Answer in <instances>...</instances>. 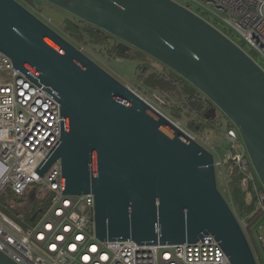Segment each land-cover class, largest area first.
<instances>
[{"label":"water","instance_id":"water-1","mask_svg":"<svg viewBox=\"0 0 264 264\" xmlns=\"http://www.w3.org/2000/svg\"><path fill=\"white\" fill-rule=\"evenodd\" d=\"M44 1L199 90L208 113L220 110L238 130L264 187V70L230 38L170 0ZM0 53L58 92L65 128L40 173L61 160L64 194L94 196L100 241L192 245L212 235L231 264H258L211 153L15 0H0ZM0 264L16 263L0 253Z\"/></svg>","mask_w":264,"mask_h":264},{"label":"built area","instance_id":"built-area-1","mask_svg":"<svg viewBox=\"0 0 264 264\" xmlns=\"http://www.w3.org/2000/svg\"><path fill=\"white\" fill-rule=\"evenodd\" d=\"M15 1L29 11L32 8L24 0ZM170 1L214 28L222 26L233 33L252 54L264 61V0ZM195 6H198L196 11ZM74 47L87 56L84 46ZM34 79L37 77L33 74L30 77L20 74L12 60L0 53V197L9 190L22 202L34 187L37 208L30 215L28 228H21L5 215L0 216V253L16 264H231L230 257L212 235L192 245L100 241L96 234L94 196L64 194L61 160L44 175L40 173L60 145L65 120L58 92ZM127 88L181 131L187 140L196 142L213 155L215 171L222 169L220 176L226 183L229 195L226 201L260 264L257 248L258 242L264 245V187L249 161L238 130L228 126L225 140L231 148L224 157L215 158L216 148H210L198 132L170 114L163 102ZM236 172L245 206H256L254 215L261 216L260 225L256 227L257 237L249 227L250 218H242L238 212L230 182ZM34 215L36 218L31 222Z\"/></svg>","mask_w":264,"mask_h":264},{"label":"rangeland","instance_id":"rangeland-1","mask_svg":"<svg viewBox=\"0 0 264 264\" xmlns=\"http://www.w3.org/2000/svg\"><path fill=\"white\" fill-rule=\"evenodd\" d=\"M29 1L33 3L31 4L32 8L30 9V11L38 19L46 23L50 29L55 31L57 34H61V36L64 34L63 30H66L67 27L66 20L74 19V17L69 12L47 1L44 0H29ZM197 9L198 6H195L194 10L196 11ZM217 27L221 31H224L222 26H217ZM229 36L232 42H234L236 45L240 44V40L236 36H231V34ZM63 38H66L68 42L70 41L69 38H67L66 36ZM72 42H73L72 44L73 46L78 45V43H76L75 41ZM86 49H87L86 54L88 58L94 61L100 68H102L105 72H107L109 75L115 78L118 82H120L126 87H130L134 89L137 93L142 94L143 97L152 99V96L145 94L146 92L143 90H139L136 85L137 77H138L137 68L139 65L138 60L130 59V58H114L112 55L108 56L107 53L106 54L100 53L101 49H99V47L88 46V48ZM243 50L246 53H249L254 58V61L257 62L260 65V67L264 70V61L259 59L257 56L253 55L248 47L244 46ZM155 66L156 69H160V70L162 69V67L157 64ZM168 109H169V113L175 116L172 110L170 108ZM217 113L218 114L213 121L207 122V120L202 119L199 114H195L193 112H190V110L186 109L184 113H182L181 119H179L187 127L190 123L193 122L198 123V125L203 124L200 125L202 130H200L198 133L206 140L210 148H216L217 155H215V158H217V156L224 157L231 148V144L225 140V133L226 130L228 129V126L231 124V121L220 110H218ZM205 122L207 124H205ZM241 141L243 142V140ZM243 145L244 148H246L244 142ZM207 149L210 150L209 148ZM249 161L251 165H253L250 159ZM221 172H222L221 168H218L216 170L217 185L221 194L228 201L229 195H228V191L226 190V183L220 176ZM230 182L236 183L238 182V180L237 178H233L230 180ZM33 191H35L34 187H31L29 192L26 194L25 199L22 202H20L19 199L16 198L9 190L6 191L0 197V216L5 215L21 228L30 227L31 216L28 213L34 208V201L33 203L31 201V193ZM234 199L237 204L240 217L249 219L255 214L257 210L256 206H245L240 203V201L236 198V196H234ZM256 231L257 228L254 229L255 236L257 237ZM262 233L264 234V231ZM258 251L261 257V262L259 261V263L264 264V245L259 242H258Z\"/></svg>","mask_w":264,"mask_h":264},{"label":"trees","instance_id":"trees-1","mask_svg":"<svg viewBox=\"0 0 264 264\" xmlns=\"http://www.w3.org/2000/svg\"><path fill=\"white\" fill-rule=\"evenodd\" d=\"M24 1L28 2L30 6L33 4L29 0ZM66 24V30H63L65 35L63 34L62 36L69 38L71 44H73L72 41H75L79 45L84 47L87 46L86 48H88V46L99 47V49H101V52L99 51L100 53H107L108 56L112 55L114 58H130L138 60V77L136 82L138 89L143 90L146 92L145 94L152 96L154 101H159L160 103L163 102V106L170 108L176 118L181 119L182 113L188 109L190 112L199 114L202 119H206L205 116L209 110L207 105L209 100L180 75L140 50L131 47L124 49V47L126 48L124 42L75 17L72 20H66ZM222 32L228 38H230V34L231 36H235L233 33L229 34L226 30ZM238 46L243 49L245 44L240 41ZM156 64L161 66L162 69H156ZM205 124L207 123L205 122ZM200 125L199 127H201ZM188 127L196 132L202 130L201 128L198 131L192 126V123H190ZM235 178L239 181V174L237 172L235 173ZM232 193L241 204L245 205L243 199L244 196L242 194L243 192L239 188L238 182L232 183ZM260 219V214L254 215L249 219L251 232L259 225V222H261Z\"/></svg>","mask_w":264,"mask_h":264},{"label":"flooded vegetation","instance_id":"flooded-vegetation-1","mask_svg":"<svg viewBox=\"0 0 264 264\" xmlns=\"http://www.w3.org/2000/svg\"><path fill=\"white\" fill-rule=\"evenodd\" d=\"M120 41H121V40H120ZM125 44H126V43H125ZM129 47L133 48L132 46L126 44V48L124 47V49H128ZM207 104H208V107H209V110H210V109L212 108V105H211L209 102H208ZM209 110H208V112H209ZM217 112H218V110H217L215 113H207L206 116L211 117L210 119H207V118H206L207 122H211V121H213V120L216 118L217 114H218ZM212 114H215V117H214V118H212V117H213ZM206 116H205V117H206ZM192 126L195 127L196 129H198V131L201 129V127H199V125L196 124L195 122L192 123ZM36 211H37V208L34 206L33 210H31L28 214H29V215H32V214H33L34 212H36Z\"/></svg>","mask_w":264,"mask_h":264}]
</instances>
